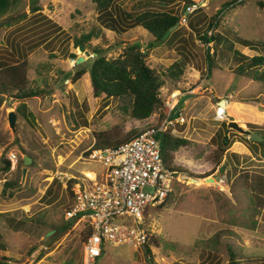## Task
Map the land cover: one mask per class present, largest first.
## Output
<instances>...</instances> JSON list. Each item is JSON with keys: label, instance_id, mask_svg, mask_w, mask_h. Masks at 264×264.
Instances as JSON below:
<instances>
[{"label": "rangeland", "instance_id": "1", "mask_svg": "<svg viewBox=\"0 0 264 264\" xmlns=\"http://www.w3.org/2000/svg\"><path fill=\"white\" fill-rule=\"evenodd\" d=\"M32 1L0 0V65L27 58L30 85L43 89L42 96L26 101H14L8 94L0 98V162L11 163L8 171L0 167V213H8L6 219L0 217V244L6 245L0 258H9L7 264H81L83 224L75 222L61 235L54 229L68 220L66 210L73 204L66 175L80 179L101 167L88 162L84 153L97 133L123 137L134 128L144 129L159 113L144 121L131 118V97L97 96L89 71L71 81L80 68L78 58H85L82 64L90 68L95 57L91 48L99 46L108 58H116L127 45L138 43L147 64L164 74L162 107L181 93L176 109L185 121L173 135L191 141L175 153L174 165L192 177L175 173L167 205L161 210L149 206L141 224L148 230L155 264H231V251L240 264H262L264 144L229 127L234 120L264 138V85L253 79L254 70L241 73L240 66L249 60L235 52L249 58L264 54V7L259 0H239L228 8L224 5L232 0H203L204 7L188 16L185 0H116L115 15L121 8L135 14L173 11L181 21L187 17L171 40L156 45L140 26L124 33L105 28L92 0H39L36 12ZM216 15L214 30L230 39L235 51L206 44L190 26L207 32ZM92 30L99 36L85 48L87 55L76 38ZM208 47L215 57L211 70ZM180 60L187 65L175 81L168 68ZM12 110L18 114L15 132L8 121ZM224 137L230 148L218 166L217 149ZM26 156L33 160L29 165L24 164ZM224 166L225 177L219 174ZM216 176L217 182L208 181ZM7 181L15 183L7 187ZM143 247L109 244L101 261L144 264Z\"/></svg>", "mask_w": 264, "mask_h": 264}, {"label": "trees", "instance_id": "2", "mask_svg": "<svg viewBox=\"0 0 264 264\" xmlns=\"http://www.w3.org/2000/svg\"><path fill=\"white\" fill-rule=\"evenodd\" d=\"M170 0L169 2H174ZM186 4H190L192 0H185ZM239 0H232L226 3L224 6L227 8L238 2ZM39 0L32 1V11H38ZM96 11L99 13V19L103 26L107 29L124 33L132 27L140 26L147 30L153 37L154 41L160 40L166 31L174 26L177 22H181L180 15L173 11H157L153 9H147L139 13H132L125 9L119 8L117 15L113 13V7L116 0H92ZM259 4L264 7V0H259ZM224 9H221L219 13H222ZM219 15V14H218ZM216 17L210 21V30L207 32L200 33L199 29L190 24L194 28L201 39L206 44L214 43L216 46L223 45L230 51H235L233 42L222 35L221 33L214 30L218 27V20ZM14 17H10L8 20H13ZM26 17L22 16L21 19ZM212 32L210 33V31ZM179 29L175 31L168 40H171ZM99 34L92 30L91 32L82 35L80 38H76V45L79 47L83 45L85 48H89V43L94 37H98ZM105 37V35H104ZM91 52L95 54L93 57L90 68H86L83 64H79L80 68L75 72L72 83L78 82L88 71L90 72L91 80L95 88V94L97 96L104 95L106 97H131L130 117L144 121L153 116L156 112L159 113L160 118H163L167 114V109L163 106V100L161 98V88L165 85V79L162 73L157 69L150 67L146 62L145 53L142 51V47L138 43H132L124 48L122 54L116 58H108L106 51L99 47L91 48ZM236 54L244 56L249 61L246 65L240 66V71L244 72L246 69L254 70L253 79L264 85V54L256 55L252 58L246 57L240 51L236 50ZM75 57V55H74ZM208 67L211 70L215 62L214 53H210V47H208L207 53ZM187 65L186 60H180L174 62L168 68V76L178 81L184 74V68ZM29 64L28 59L23 58L21 61L7 62L4 61L0 65V98L5 95H9L14 101H26L27 99L40 97L43 94V89L39 87H33L30 85L28 76ZM141 129H132L123 137H119L117 134H110V132L102 131L96 134V141L94 148L103 147H117L125 142L130 141L134 137L141 134ZM161 141L162 156L166 166L174 171L183 172L185 177H192L187 170L179 169L174 165L175 153L183 147H187L191 144L188 138L175 136L172 133H162L158 135ZM224 137L223 142L218 146L217 164L218 166L222 163V158L226 154L230 141ZM261 144H264L261 143ZM25 150V149H24ZM26 152V150H25ZM89 154V153H88ZM86 154V155H88ZM7 166H3L0 162L1 170L8 171L11 163L8 159H4ZM225 166L222 169L224 177L227 175ZM224 182L226 180L223 178ZM77 179H72L68 182V190L72 194V186ZM15 182H6L7 187H12ZM167 199L160 205L156 206V209H163L167 205ZM8 213H0V217L6 219ZM13 221V219H11ZM75 224V220H66L63 222L61 227L54 228L56 232H60V235L71 230ZM53 237V236H52ZM3 236L0 231V240ZM4 243L0 244V249L6 250ZM152 245L147 242L144 245V252L147 256V261L144 264H155V256L152 253ZM42 255L39 257L41 258ZM232 262L231 264H240L236 259V254L231 251ZM9 258H0V264H7ZM262 264H264V259Z\"/></svg>", "mask_w": 264, "mask_h": 264}, {"label": "built area", "instance_id": "3", "mask_svg": "<svg viewBox=\"0 0 264 264\" xmlns=\"http://www.w3.org/2000/svg\"><path fill=\"white\" fill-rule=\"evenodd\" d=\"M203 7L204 1L194 0L185 4L184 12L192 15ZM182 21L187 23V17ZM180 95L165 101V117L156 115L130 141L117 147L94 148L93 144L84 152L89 153L85 155L88 162L101 167L88 170L93 177L86 171L77 179L71 188L73 204L66 210V218L82 223L85 229L81 264H103L109 244L141 248L149 241L148 230L141 227L147 208L167 199L175 178L164 162L158 135L173 134L174 128L184 123L182 112L176 109ZM66 176L67 182L76 179Z\"/></svg>", "mask_w": 264, "mask_h": 264}, {"label": "water", "instance_id": "4", "mask_svg": "<svg viewBox=\"0 0 264 264\" xmlns=\"http://www.w3.org/2000/svg\"><path fill=\"white\" fill-rule=\"evenodd\" d=\"M181 26L180 22H177L174 26H172L171 28H169L166 33L163 35V37L160 40H156L155 43L153 44H162L163 42L167 41L170 36L179 29V27ZM81 51H85V47L83 45L79 46ZM87 55H91L89 51H85ZM85 58L80 57L77 60V64H81L83 62H85ZM220 113L224 112V107H225V103L224 101L220 102ZM8 121H9V125L12 128V130L15 132L16 131V126H17V121H18V114L15 110H12L9 112L8 115ZM229 127L233 128L237 131H239L240 133H243L245 135H248L250 137V140L253 142H264V138L257 132H252L251 130H248L246 128H244L243 126H241L238 122L231 120L229 123ZM228 138H226L227 140ZM32 158L29 156H26L24 159V164L25 165H29L32 163ZM27 173V169H24V176H26ZM220 175H222V172L219 173ZM218 177H212L210 178L208 181L209 182H217Z\"/></svg>", "mask_w": 264, "mask_h": 264}, {"label": "bare ground", "instance_id": "5", "mask_svg": "<svg viewBox=\"0 0 264 264\" xmlns=\"http://www.w3.org/2000/svg\"><path fill=\"white\" fill-rule=\"evenodd\" d=\"M177 94H179V92H177ZM87 174H88L89 176H91V177L94 176V174H93V173H90V171H88Z\"/></svg>", "mask_w": 264, "mask_h": 264}, {"label": "clouds", "instance_id": "6", "mask_svg": "<svg viewBox=\"0 0 264 264\" xmlns=\"http://www.w3.org/2000/svg\"><path fill=\"white\" fill-rule=\"evenodd\" d=\"M203 1V0H202ZM196 13V12H195ZM181 23V22H180ZM143 247V246H142Z\"/></svg>", "mask_w": 264, "mask_h": 264}, {"label": "crops", "instance_id": "7", "mask_svg": "<svg viewBox=\"0 0 264 264\" xmlns=\"http://www.w3.org/2000/svg\"><path fill=\"white\" fill-rule=\"evenodd\" d=\"M139 121V120H138Z\"/></svg>", "mask_w": 264, "mask_h": 264}]
</instances>
